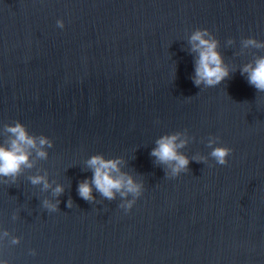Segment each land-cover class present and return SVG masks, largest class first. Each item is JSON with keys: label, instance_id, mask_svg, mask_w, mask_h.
Returning a JSON list of instances; mask_svg holds the SVG:
<instances>
[{"label": "water", "instance_id": "95a60500", "mask_svg": "<svg viewBox=\"0 0 264 264\" xmlns=\"http://www.w3.org/2000/svg\"><path fill=\"white\" fill-rule=\"evenodd\" d=\"M197 28L219 40L230 69L216 87L192 80ZM247 37L264 41V0H0V143L17 120L53 141L47 159L0 183V261L264 264V92L240 72L264 48H243ZM175 131L190 158L218 136L228 163L190 160L166 176L150 153ZM94 154L120 158L142 182L130 210L119 194L78 195ZM44 173L63 193L31 184Z\"/></svg>", "mask_w": 264, "mask_h": 264}, {"label": "clouds", "instance_id": "9594fccd", "mask_svg": "<svg viewBox=\"0 0 264 264\" xmlns=\"http://www.w3.org/2000/svg\"><path fill=\"white\" fill-rule=\"evenodd\" d=\"M57 26L64 27L62 19L57 21ZM232 43L231 39L228 41ZM191 51L197 53L195 59V73L192 80L196 86L205 88L216 87L230 75V69L225 64L222 53L219 50V40L207 28L195 29L190 37ZM243 48L262 49L264 41L255 37H247L242 40ZM241 75H246L247 82L257 92H264V55H257L254 60L245 63L240 68ZM4 130L8 133L6 142L0 143V183L14 184L24 169H32L37 160H45L48 157V149L53 146V141L48 136L29 132L27 126L19 120L14 123L4 124ZM218 136H212L207 140V146L211 148L208 155L197 154L189 157L183 149L189 142L188 136L180 131L164 134L156 140V146L150 155L156 158V162L165 165V174L169 177H177L182 172L188 171L190 160L205 163L211 157L219 165H226L232 149L219 144ZM215 145V146H214ZM33 156L35 159H33ZM120 158L106 159L102 154H94L87 160V166L92 170L90 178L82 179L77 187L78 195L85 201H93V190L107 200H114L116 195L122 199L119 207L128 211L132 208L136 199L142 194L143 184L137 182L132 175L125 173L120 168ZM32 185H40L42 191L51 189L54 197L64 191V186L56 184L55 187L49 181L47 173L34 174L29 177ZM131 195L132 199H127ZM73 202L68 200V207ZM42 206L48 211L58 209L59 200L44 199ZM5 231L2 236H7ZM13 244L19 243V238L14 237ZM33 254L35 250H32ZM7 264V261H0Z\"/></svg>", "mask_w": 264, "mask_h": 264}]
</instances>
